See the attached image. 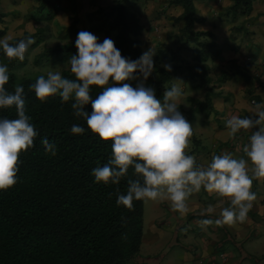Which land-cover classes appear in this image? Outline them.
<instances>
[{
    "label": "trees",
    "instance_id": "16d2710c",
    "mask_svg": "<svg viewBox=\"0 0 264 264\" xmlns=\"http://www.w3.org/2000/svg\"><path fill=\"white\" fill-rule=\"evenodd\" d=\"M46 1L40 0V9L46 8ZM111 1L110 6L97 12L107 31L115 33L113 41L121 55L130 61L137 60L143 54L139 39L142 26L137 15L126 6L132 0ZM195 1H169L170 6H180L183 10L180 15L170 17L172 24L178 27V34L175 35L177 46L174 50L168 49V61L153 60L154 70L143 81L144 86L154 89L156 98L163 102L167 85L182 69L187 72L192 83L198 79L199 83L194 88L205 87V98L203 101L187 98L191 107L183 116L188 122L193 121L198 114H216L212 100L219 96L214 92L207 63L218 60L221 52L211 32L194 30L197 21ZM229 1L225 15L231 22H235L252 13L256 0ZM2 17L0 14V22ZM76 21L74 18L68 28L76 35L75 39L67 44L44 49L35 56V64L54 57L77 54L75 40L80 31L75 27ZM233 29L238 30L237 27ZM4 35L5 31L0 29V39ZM28 37L33 39L35 36L24 33L9 42L14 45ZM36 45L37 42L29 48ZM183 47L191 53V63L179 55ZM0 59H8L2 49ZM164 63L171 66V71L162 67ZM8 74L9 81L5 88L12 93L16 85L23 86L26 115L30 117V123L38 135L34 147L19 156L21 163L15 185L0 190V264L131 263L137 258L142 244V200H134L133 207L127 209L118 206L116 199L118 195L126 194L129 180L142 178L130 167L119 184L96 183L91 171L108 162L112 142H103L87 130L85 121L74 116L72 100L61 104L57 94L48 97L46 102H40L30 85L41 75L17 77L13 73ZM61 75L74 79L70 70H63ZM134 76L142 78L139 72L134 73ZM232 76H239L247 84L256 81L258 87L264 90V83L255 80L247 68L236 65L235 61H231L228 71L221 72L217 83L222 85ZM135 81L133 79L123 83H129L135 88ZM99 91L101 89L98 87L91 88L93 99ZM246 93H252V86ZM255 98L259 99L258 96ZM84 110L90 114L91 103L85 105ZM178 110L182 111L180 106ZM3 118H17L15 107L0 108V119ZM73 124L85 127L86 131L83 134H72ZM45 138L55 145L54 156L45 151L42 144ZM190 140L196 150L201 148L194 132Z\"/></svg>",
    "mask_w": 264,
    "mask_h": 264
},
{
    "label": "clouds",
    "instance_id": "9594fccd",
    "mask_svg": "<svg viewBox=\"0 0 264 264\" xmlns=\"http://www.w3.org/2000/svg\"><path fill=\"white\" fill-rule=\"evenodd\" d=\"M11 39V36L0 39V49L9 60L23 61L34 40L28 37L13 45ZM75 47L77 54L68 60L74 79L49 71L30 87L40 102L57 94L61 104L72 100L73 114L85 121L87 130L103 142H112L108 162L91 171L96 183L119 184L130 167L142 178L129 180L126 194L118 195L116 204L131 209L134 200H167L173 211L183 215L188 212L189 196L203 189L226 198L230 206L222 207L214 221L200 220L201 226L244 222L256 200V194L251 191L253 181L264 180V107L255 105L252 113L258 117L256 120L237 115L226 120L229 138L259 126L243 146L247 159L233 158L230 153L213 154L210 162L197 165L195 157L186 151L193 127L178 110L182 89L175 84L165 89L162 102L156 98L154 89L144 86L143 81L154 70L155 51L150 48L137 60L130 61L110 38L99 43L88 31L78 33ZM162 67L171 71L168 64ZM136 72L143 80L135 88L123 83L137 79ZM8 81V68L0 65V108L14 106L17 114L14 119H0V190L15 185L21 163L19 156L34 147L38 135L26 115L23 86L16 85L14 92L9 93L5 88ZM93 86L101 89L95 99L90 94ZM89 103L90 114L84 110ZM85 131V127L77 124L71 127L72 134ZM42 144L47 153L56 154L55 145L46 138ZM208 211L212 212L213 208L210 206Z\"/></svg>",
    "mask_w": 264,
    "mask_h": 264
},
{
    "label": "rangeland",
    "instance_id": "374dc122",
    "mask_svg": "<svg viewBox=\"0 0 264 264\" xmlns=\"http://www.w3.org/2000/svg\"><path fill=\"white\" fill-rule=\"evenodd\" d=\"M169 1L132 0L126 4L130 11L136 15L139 14L140 17L144 16L142 17L144 23L143 31L140 34L143 52L150 48L154 51L156 42H160V30L158 29L161 26L156 23L154 14L156 13V16L161 13L164 14L162 10L172 12L171 9L174 6H170ZM46 2V8L40 9V0H0V14L3 16L0 22V29L5 31L3 38L5 36L15 38L28 33L35 36L33 40L34 43L37 42L36 46L26 51L24 56L25 63L24 60L13 59L10 61L8 59H0V65H6L8 73H13L17 77H34L47 75L49 71L61 73L63 70H70L68 60L71 55L54 57L48 61H42L38 65L34 63V58L46 48L72 42L76 35L68 28L74 18L77 20L75 23L76 29L94 34L98 38L99 43H102L105 38H110L113 41L115 33L107 31L101 15L97 12L99 9L110 6L112 4L111 0H47ZM162 29L165 30L164 35L166 37L172 38V36L168 35L170 33L168 28L163 27ZM252 46L253 48H258V56L252 60L246 59L244 67L248 69L255 80L264 83V55H262L264 54V40L259 45ZM164 55L162 61L166 62L169 54L165 52ZM212 72L213 70L209 73L212 85L215 89H218L221 85L217 83V75ZM175 77H173L174 81L177 80L178 82L180 78L178 76ZM141 80L142 78L137 77L135 86ZM236 80H238V83L229 82L223 85L227 87L225 91L230 92H223L224 95L227 94L223 99L226 97L229 99V114L231 116L237 115L240 118L247 117L252 119L250 117L251 113L247 111L250 109L254 110L256 104L262 105L261 103H264V90L258 87L256 81L253 84H247L244 81L241 82L242 79L240 77L235 78ZM176 86L178 87L179 85ZM251 86L252 93L247 94L246 90ZM256 96L259 99H256ZM187 98L182 93V96L177 100L178 106L182 109L180 112L182 115L190 110L191 107ZM235 104L238 105L235 106ZM253 115L254 117L256 116L255 114ZM215 116V114H211L205 117L214 122ZM198 118L189 122L195 133L206 130V126L203 124V117L201 119V116H198ZM242 132L245 137H250L253 128ZM202 149H204L203 146L198 151ZM186 151L190 155L197 152L191 140ZM212 152L211 149L209 153L211 154ZM214 153L218 155V152L214 151ZM205 156L206 154H204ZM210 159L208 162H210ZM202 160L203 157H200L199 162L196 161L197 165H200ZM195 194H200L205 200L208 199L206 191H199ZM196 195L192 193L189 199L195 198ZM142 219L143 234L139 255L129 264H185L189 262V260H186L187 257L190 259L194 258V249H198L200 242H202L200 233L196 232L194 225L187 222L185 224V221H189L190 218L173 211L169 201L159 199L156 201L142 200ZM213 239L215 240V238Z\"/></svg>",
    "mask_w": 264,
    "mask_h": 264
},
{
    "label": "crops",
    "instance_id": "0c3cea01",
    "mask_svg": "<svg viewBox=\"0 0 264 264\" xmlns=\"http://www.w3.org/2000/svg\"><path fill=\"white\" fill-rule=\"evenodd\" d=\"M194 5L196 8L195 17L197 18L194 30L211 32L214 36L213 41L221 52L218 60L207 63L210 70H213L212 73L216 74L217 77L220 76L222 71L230 69L231 61H235L236 65L244 67L246 59L252 60L258 56V48H253L252 45H259L264 40V0H256L252 13L248 17H241L235 22H231L230 18L225 15V10L230 5L229 0H196ZM162 11L164 14L161 13L157 16L156 13L154 14L156 23L161 26L158 29L160 30L161 39L154 46L155 55L153 56V59H160L161 61L165 56L164 53L169 51L168 49L174 50L177 46L175 35L178 34V27L172 24L170 17L180 15L183 10L180 6H175L171 9L172 12H169V10ZM137 17L143 29L142 17L144 16L140 17L138 14ZM163 27L168 28L170 32L168 35L172 38L164 35L165 30L162 29ZM236 27L238 30L234 31L233 28ZM139 39L141 40V36ZM186 49L185 47L181 48L179 55L186 62L191 63V53ZM177 76L180 78L178 82L172 78L166 89H170L173 84H176L179 85L178 87L182 89V93L187 97L199 101L204 100L205 87L194 88L199 83L198 79H195L192 83L187 72L183 69ZM185 77L187 78L185 79ZM237 77L239 76H232L224 84L229 82L238 83V80L235 81ZM241 82L239 81V83ZM224 84L218 89H214V92L219 94L218 97L212 100V105L216 111L214 122L206 119L204 114L195 116L196 118L201 116V119L203 117V124L206 126L204 132L195 133L193 130L201 146L204 147L201 151L197 150L193 154L197 162H199L200 157H203L200 165L207 164L213 154L217 155L214 151L218 152V155L230 153L233 158L247 159L242 149L248 143L249 137L244 136L243 130L237 134L236 138H229L227 135L226 120L231 117V114H229L230 103L227 97L223 99L227 95H224L223 92H230L225 91L227 87L223 86ZM257 94L259 93L257 92ZM261 104L264 107V103ZM237 105L235 104V106ZM249 111L247 112L251 113L250 117L253 120L258 119L257 116L254 117L253 110L250 109ZM258 130L259 126L253 128V132ZM211 149L213 152L210 154ZM204 154H206L205 157ZM205 158L207 159L205 160ZM204 191L203 189L200 190V192ZM251 191L256 194V200L252 202V208L247 214V219L242 223L237 222L230 226H217L215 223L207 226L199 224V221L203 219L214 221L219 218L221 208L230 206L226 198L207 193L208 199L205 200L200 194L196 195V192H194L196 197L187 199L188 212L182 216L190 218L189 221H185V224L187 222L195 226L196 232L200 233L202 242H200L198 249H194V258L187 257L186 260H189V262L185 264H264V180H254ZM210 206L213 208L212 212L208 211Z\"/></svg>",
    "mask_w": 264,
    "mask_h": 264
}]
</instances>
